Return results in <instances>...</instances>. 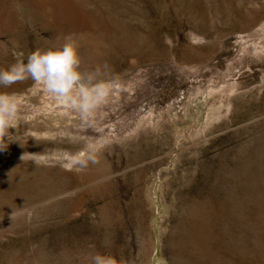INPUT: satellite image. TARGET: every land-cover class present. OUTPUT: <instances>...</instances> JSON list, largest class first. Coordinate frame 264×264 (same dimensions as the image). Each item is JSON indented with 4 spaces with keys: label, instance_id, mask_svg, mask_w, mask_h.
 <instances>
[{
    "label": "rangeland",
    "instance_id": "374dc122",
    "mask_svg": "<svg viewBox=\"0 0 264 264\" xmlns=\"http://www.w3.org/2000/svg\"><path fill=\"white\" fill-rule=\"evenodd\" d=\"M69 34L120 87L87 120L31 79L0 87L25 97L0 140V264H264V0H0V68Z\"/></svg>",
    "mask_w": 264,
    "mask_h": 264
},
{
    "label": "clouds",
    "instance_id": "9594fccd",
    "mask_svg": "<svg viewBox=\"0 0 264 264\" xmlns=\"http://www.w3.org/2000/svg\"><path fill=\"white\" fill-rule=\"evenodd\" d=\"M186 36L193 46L210 43L207 37L193 31L187 32ZM80 49V39L74 34L65 36L60 47L37 48L27 55L26 60L17 58L7 68H0V87L10 88L31 79L58 106L78 112L87 120L109 102L113 90L120 86L115 81L103 79L100 66L85 69ZM24 100L21 93L0 92V140L16 127ZM98 150L97 146L89 145L76 153L66 151L61 166L66 171H82L89 163L97 162L95 153ZM85 259L87 264H134L129 258L100 252H90Z\"/></svg>",
    "mask_w": 264,
    "mask_h": 264
}]
</instances>
